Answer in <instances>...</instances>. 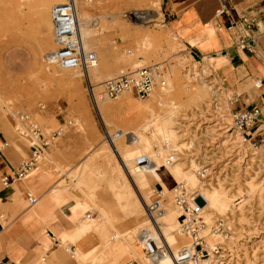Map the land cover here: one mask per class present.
I'll return each mask as SVG.
<instances>
[{"label": "rangeland", "instance_id": "obj_1", "mask_svg": "<svg viewBox=\"0 0 264 264\" xmlns=\"http://www.w3.org/2000/svg\"><path fill=\"white\" fill-rule=\"evenodd\" d=\"M66 1L0 0V107L4 109L0 122L10 126L12 145L22 146L16 134L19 121L12 117L18 110L32 115L47 133L59 127L58 116L60 124L74 120L76 126L44 153L38 171L55 164L48 151L73 133L71 149L64 153L66 158L59 157L62 166L57 164V170L61 177L68 176V183L76 182L80 193L92 202L93 207L88 204L89 223L111 240L106 249L115 246L123 252L119 257L124 264L131 260L154 264L143 250L142 229L150 227L146 205L156 186L165 189L167 208L172 210V220L169 215L160 219L164 236L178 237L180 211L173 194L184 178L189 193L204 195L207 203L201 198L199 202L208 224L227 218L224 233L215 235L209 228L202 232L207 244H224L232 264H255L264 255L263 147L249 135L237 133L230 93L222 88L212 61L194 55L167 27L163 0H74L82 44L99 54V65L88 73L62 69L46 61V55L56 48L52 7ZM46 19L51 29L48 39L36 30ZM118 59L125 66L122 72L162 62L166 88L155 89L147 98L134 93L118 100L98 97L94 104L91 86L97 94L106 79L121 74L110 71L112 61ZM43 104L45 109H41ZM114 106L118 109L112 110ZM145 106L150 109L143 126ZM123 110L124 115L118 116ZM156 121L163 123L168 141L152 129ZM119 130L125 134L113 148L111 138ZM128 153L136 155L126 159ZM171 153L177 159L166 165L165 158ZM21 156L28 154L21 151ZM143 156L150 161L139 166L137 161ZM213 195L231 210L225 216L208 207ZM67 239L60 238V243ZM178 243L177 251L182 247L181 240ZM76 246V260L94 264L83 260V248Z\"/></svg>", "mask_w": 264, "mask_h": 264}, {"label": "crops", "instance_id": "obj_2", "mask_svg": "<svg viewBox=\"0 0 264 264\" xmlns=\"http://www.w3.org/2000/svg\"><path fill=\"white\" fill-rule=\"evenodd\" d=\"M222 9L225 12L219 14ZM161 10L163 22L186 48L195 52L200 59L212 61L222 88L230 93L232 111L250 109L264 101V33L260 34L255 51L248 52L237 46L236 31L227 28L232 20H237L242 14H252L264 21V0H163ZM217 24H222L224 28L218 29ZM36 30L40 37L43 35L48 39L51 30L48 20H42ZM122 67H125L122 59L113 60L110 71L120 73L125 70ZM91 98L97 104V100ZM0 103H3L2 98ZM124 104L128 106V103ZM43 105L41 109L46 108ZM114 108L118 109L114 106L112 110ZM149 109V106H145L142 125L146 122ZM18 111L12 117L19 121L16 134L22 146L12 145L10 126L6 121L0 122V264H80L73 255L77 251L76 243L83 248L80 251L83 260H90L94 264H124L125 260L119 257L123 252L115 246L106 249L105 245L111 240L106 234L96 231L93 222L89 223V205L93 207L92 202L80 193L76 182L68 183V176L61 177L57 170V164L61 165L62 159L59 157L66 158L64 153L71 149L73 133L48 151L55 164H47L46 169L38 171L40 160L30 174L4 184L3 178L15 171L25 159L21 151L27 152V157L31 154L30 123L39 125L29 113V121L19 120ZM123 115L124 110L118 112V116ZM57 118L59 127L56 130L63 129L61 137L69 128L76 126L72 118L64 124H60L59 116ZM39 127L45 137L56 131L47 133ZM248 135L263 147L264 152V114L249 128ZM28 192L39 198L33 207H29ZM64 236L69 239L61 244L60 238ZM70 239H75L76 243H69Z\"/></svg>", "mask_w": 264, "mask_h": 264}, {"label": "built area", "instance_id": "obj_3", "mask_svg": "<svg viewBox=\"0 0 264 264\" xmlns=\"http://www.w3.org/2000/svg\"><path fill=\"white\" fill-rule=\"evenodd\" d=\"M224 12L225 9H222L219 14ZM76 13L74 0L53 5L51 21L56 48L46 55V61L64 69L81 68L88 71L97 65L99 56L96 51L85 50L80 38ZM217 27L218 29L224 28L222 24H217ZM227 28L236 31L239 48L254 52L260 34L264 33V21L252 14H242L237 20H232ZM193 53L197 56L195 52ZM166 86L165 66L162 62H158L110 77L104 81L103 89L100 92L95 94L93 89L91 92L94 100H97L98 97L118 100L127 92H132L139 98H147L155 89L166 88ZM263 114L264 101L250 109L232 111L231 119L237 133L241 136H247L249 128L254 126ZM17 117L21 121L31 119L29 114L20 111L17 112ZM30 124L32 130V135L29 136L32 146L31 154L21 162L15 171L3 178L6 185L30 174L43 157L45 149L63 135V129H58L50 136L45 137L37 123L31 122ZM117 133L121 134L122 132L119 130ZM176 159L175 153L168 154L165 158V164L171 165ZM149 161V158L143 156L139 158L137 164L146 166ZM198 195V193H189L183 184H178L174 189L173 202L180 211L178 232L190 238L188 245L179 248L175 255L160 226V219L167 211L165 189L162 186L152 188L151 196L153 198L146 205L150 227L142 229L143 250L149 258L157 259L166 253H171L174 255L176 264H232V258L227 257L225 245L218 243L212 247L209 246L202 233L207 228L214 233L225 231L227 219L218 218L214 224H208L202 214L203 206L199 202V198L204 201L205 198L201 194V196ZM27 199L29 207H33L39 198L28 192ZM156 232H159L157 237L154 236ZM135 262L131 260L129 264H135ZM11 264L18 263L13 262ZM255 264H264V255Z\"/></svg>", "mask_w": 264, "mask_h": 264}, {"label": "bare ground", "instance_id": "obj_4", "mask_svg": "<svg viewBox=\"0 0 264 264\" xmlns=\"http://www.w3.org/2000/svg\"><path fill=\"white\" fill-rule=\"evenodd\" d=\"M98 56H99V54H98ZM98 65H99V61H98V63H97V66L95 67L94 66V68H92V69H89L88 70V72L89 71H91V70H93V69H95V68H97L98 67ZM86 72V71H85ZM87 72V73H88ZM201 93H199V94H203L204 92H206V88L204 89V90H202V91H200ZM128 93H130V94H132V95H134L132 92H127V93H125V94H128ZM122 97V96H121ZM104 99H106V98H101L100 100H104ZM171 118V117H170ZM144 126V125H143ZM144 128V127H143ZM143 128H140V130L141 129H143ZM152 129H154V132L156 133V134H158L161 138H162V140H166V141H168L169 140V133L167 134L166 132H165V129H164V125H163V123L162 122H154V124L152 125ZM136 130H138L137 128H136ZM134 131V130H133ZM122 132V131H121ZM125 134V132L123 133H121V134H116L113 138H111V142L112 143H114V146H113V148L115 147V145L117 144V142H118V140L120 139V138H123L122 136ZM173 138V137H172ZM168 146H169V144H167ZM116 150V149H115ZM169 150V149H168ZM179 152V151H178ZM136 154L134 153V154H132V153H128L125 157H126V159H130V158H132L133 156H135ZM138 169V168H137ZM140 169V168H139ZM138 169V170H139ZM176 172V171H175ZM177 174V173H176ZM183 180V179H182ZM191 182L195 185L196 183H197V179H196V177H193L192 179H191ZM181 184H183V185H185L187 188H188V186H189V182H188V180L186 179V178H184V180L182 181V183ZM203 191V190H202ZM206 195V194H205ZM204 196V195H203ZM205 198V197H204ZM204 202H206V199H205V201ZM207 203V202H206ZM208 207H210L216 214H218V215H220V216H225L228 212H230L231 210L228 208V207H226L225 205H224V203L222 202V200L220 199V198H218V196H214L213 195V197L212 198H210V199H208ZM169 215V219L170 220H172V218L170 217V216H172V210H170L169 208H167V211H166V213H165V215L162 217V218H164V217H167ZM227 219V218H226ZM225 219V220H226ZM227 224H228V222H226ZM226 231V230H225ZM225 231H221V232H216V233H214L215 235H220V234H222V233H224ZM177 235H178V237L176 236V235H173V234H171V235H167V236H165V238H166V240H167V242L169 243V245L172 247V249H173V251L175 252L174 254L176 255V253H177V245L179 244L178 242H179V240H181V244H182V247L183 246H186V245H188V240H186L185 238H184V236H183V234H181V233H179L178 231H177ZM210 246V245H209ZM211 247H212V245H211ZM261 251H263V250H261ZM152 261H153V263L154 264H162V263H164V262H166L167 264H176V262H175V259H174V255H172L171 253H166L165 255H163V256H160V257H158L157 259H152Z\"/></svg>", "mask_w": 264, "mask_h": 264}]
</instances>
